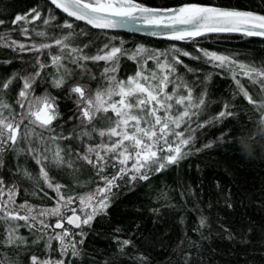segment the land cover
Returning a JSON list of instances; mask_svg holds the SVG:
<instances>
[{
	"label": "snow or ice",
	"instance_id": "snow-or-ice-1",
	"mask_svg": "<svg viewBox=\"0 0 264 264\" xmlns=\"http://www.w3.org/2000/svg\"><path fill=\"white\" fill-rule=\"evenodd\" d=\"M50 4L76 21H84L94 29L105 31L125 29L136 33L146 30L149 36L184 42H192L210 34L264 37V15L235 8L200 4L157 8L147 6L139 0H50ZM36 21L67 32L55 39L57 53L51 54L43 62L36 59L35 71L25 75L14 72L0 81V168L4 167L5 151L30 157L38 166V177L34 178L32 172L22 165H18V175L29 180L35 179L37 184L43 182L40 191L46 186L55 192L58 206L36 209L25 204L19 210L9 209L6 204L0 206V222L4 225L0 249L16 250L12 257L0 252V264H17L18 257L22 255H27L28 264H65L66 260L71 264V258L79 257L82 253L79 246L83 245L86 237L83 226H90L97 216L107 215V209L115 195L113 189L121 187L117 181L127 177L125 183L132 185L138 180L147 181L151 175L165 170L169 165H178L188 155L201 150L195 148L197 129L236 115L230 110L232 105L224 102L215 116L205 121L198 119L206 107L207 92L201 88L194 95L195 89L200 85L190 84L177 75L176 66L183 64L180 57L194 60L203 58L213 67L229 70L248 103L258 108L264 107V102L257 104L236 79L238 75L246 76L253 83H261L264 89V63H246L238 60L236 54H218L199 47L196 48L199 56H193L180 48L165 52L150 51L143 45L129 51L123 47V40L115 43L117 37H110L96 53L88 54L84 51L88 48L87 43L82 47L73 46L76 33L72 22H57V17L50 11H41L38 7H33L22 15L17 14L12 24L23 22L20 27L21 35L31 39L26 25ZM3 23L0 20V25ZM37 35L47 37L48 34L38 32ZM0 41H3L0 46L12 47L21 52H42L54 46L50 43L25 45L14 39L9 41L4 36H0ZM122 58L133 60L139 64V68L133 75L118 79ZM148 60L155 62V70L147 68L145 61ZM101 61L107 65L101 73L104 82L92 90L87 82L82 83L81 80L85 75L95 80L96 76L86 65ZM69 65H74L81 72L77 75ZM49 67L53 69L49 80L52 87L60 89L67 84L68 95L76 97L77 112L69 119H75L78 123L70 131H65L59 124L54 126L59 117L58 98L47 91L42 95L35 94L37 79ZM14 81L20 84L15 98V106L20 111L6 98ZM169 85L172 86L170 92L167 90ZM260 123H264V118ZM182 127L184 130L180 131ZM93 135L99 138L98 142H85L82 150L71 143H62L71 141L74 137L78 142L85 141V138L90 140ZM240 135V132L232 134V129L226 128L218 139L223 141L228 136L229 140H234L237 154L241 155L238 139ZM202 147L211 148L212 143ZM78 162H82L81 166H90L94 171L93 183L96 187L86 194L73 196L64 191L67 185L53 179L49 169L77 171ZM108 168L115 171L108 173ZM5 186V179L0 175V190ZM9 191L11 196L16 191L15 184ZM161 195L167 200L166 193ZM75 203H78V207L72 206ZM227 206L232 207L231 201H227ZM153 211L158 213L159 209ZM34 212L36 215H33ZM37 216L57 219L52 224L40 220L42 229H37ZM18 221L24 223H17ZM65 224L81 231L72 233L65 228ZM199 225L201 228L206 226L205 217L200 218ZM21 227L27 228L32 234L31 241L20 234ZM49 229L52 230L51 234L48 233ZM55 229L61 231L56 232ZM251 231L252 228L249 227L247 232ZM114 232L120 233L121 229L116 228ZM77 236L80 237L78 240ZM227 238L234 237L229 233ZM41 241L43 249L34 251L33 246L39 245ZM53 241L57 242L55 251L59 254L58 258H53L50 254L53 251ZM113 241L120 254L132 255L125 253L126 248L135 249L130 237L114 235ZM180 243L183 244V240ZM191 257L192 253L186 251L178 257L179 264H191ZM135 260L137 264H149L150 258L138 253ZM105 264L108 262L105 261Z\"/></svg>",
	"mask_w": 264,
	"mask_h": 264
},
{
	"label": "trees",
	"instance_id": "trees-1",
	"mask_svg": "<svg viewBox=\"0 0 264 264\" xmlns=\"http://www.w3.org/2000/svg\"><path fill=\"white\" fill-rule=\"evenodd\" d=\"M139 2L157 8L176 7L187 3H197L219 7L250 10L264 14V0H139ZM33 7L41 11H50L57 17V22L69 21L74 25L76 35L73 37V46H83L87 43L88 48L84 51L94 54L98 48L107 42L110 37H117L115 43L123 40V47L129 51L136 46L143 45L150 51L165 52L172 48H180L199 56L196 48H203L218 54H236L237 59L244 62H254L257 65L264 63V40L243 37L241 35H212L197 38L192 42H166L143 37L108 33L92 30L82 24L73 22L52 8L45 0H0V36L7 40H16L25 45L50 43L54 46L42 52L13 50L12 47L0 46V81L10 77L14 72L20 75L35 71V62L39 58L41 62L48 60L51 54L57 53L55 39L66 34L67 30L48 27L40 21L26 25L31 39L21 35L20 24H12L17 14H24ZM43 19V16H42ZM38 32H46L47 37H40ZM81 32L86 34H81ZM3 41H0V45ZM183 64L177 65V75L181 76L190 84H199L194 91L198 94L201 88L207 92L206 107L203 115L198 119L205 121L221 109L224 102H229L230 108L236 115L219 122L213 121L204 128L197 129L195 148L201 149L181 160L178 165H169L165 170L153 174L147 181H136L132 185L125 183L127 177L117 181L121 185L114 188L115 195L111 206L107 209V215L97 216L90 226H83L86 233L81 256L72 257L71 264H137L135 256L143 253L150 258L149 264H179L178 257L186 251L192 253L191 264H264V154L257 149L255 158L245 159L237 154L236 143L225 136L223 141L218 139L220 133L231 128L232 134L237 132L251 131L257 128L264 113V107L249 104L244 95L239 91L236 81L232 78L229 70L213 67L205 60H194L189 57H180ZM149 70H155L156 64L152 60L145 61ZM78 75L81 70L74 65H69ZM87 69L96 76L95 80L85 75L81 82H87L92 90L103 83L101 73L107 65L88 63ZM139 68V64L131 59L122 58L117 73L118 79H124L133 75ZM191 69L192 71H189ZM53 69H44L40 78L34 85L35 94L42 95L50 92L56 96L59 106V117L54 122L70 131L78 123L75 119L70 120L77 112L76 97L69 96L67 84L63 88L52 87L49 82ZM45 73L48 75L46 76ZM244 89L252 96L253 100L260 104L264 102V89L261 83H253L246 76L236 77ZM71 82V81H69ZM20 84L13 82L7 95L9 102L15 106L16 94ZM169 92L172 86L169 85ZM211 101V103H208ZM20 111L18 106H15ZM111 115V114H109ZM27 123V121H25ZM195 127V124H193ZM23 130V126H21ZM183 131V127L179 129ZM98 137L78 142L75 137L71 141H63V144H73L74 147L83 149L84 143L95 144ZM262 139V138H257ZM211 142V148H203L204 144ZM191 148L192 146L189 145ZM4 167L0 168V175L5 179V187L0 190V203L7 205L9 209L19 210L22 205H29L36 209H49L58 206L57 194L51 189L18 175V165L28 168L33 177H38V166L26 155H18L13 151L3 153ZM77 163V171L69 169H49L53 179L67 185L66 193L73 196L83 195L93 190L94 171L90 166H81ZM113 168L107 172L112 173ZM15 184L16 191L10 196V189ZM167 194V200L162 197ZM185 193V195H181ZM231 201L232 207L227 206ZM78 207V203L72 205ZM153 209H159L158 213ZM79 214V213H78ZM33 215H36L34 212ZM206 218V226L201 228L199 220ZM56 217L37 216L36 227L42 229L40 220L52 224ZM17 223L23 224V221ZM251 227L252 231L247 232ZM65 228L75 233L81 231L71 225L65 224ZM120 228V233L114 230ZM227 229V232L225 231ZM51 229L48 233L51 234ZM60 232L61 230H56ZM4 225L0 222V237L3 236ZM21 235L31 241L32 234L27 228L19 229ZM247 232V235L245 233ZM233 239H228V234ZM122 238L130 237L135 244L126 248L122 255L117 250L113 236ZM80 237H76L78 240ZM183 240V244L180 241ZM245 240L247 242H245ZM194 244L195 247H190ZM43 249V241L33 246V250ZM53 258H58L54 243ZM13 248H3V252L9 257L15 253ZM17 264H28L27 255L18 257ZM68 264V261H65Z\"/></svg>",
	"mask_w": 264,
	"mask_h": 264
},
{
	"label": "clouds",
	"instance_id": "clouds-1",
	"mask_svg": "<svg viewBox=\"0 0 264 264\" xmlns=\"http://www.w3.org/2000/svg\"><path fill=\"white\" fill-rule=\"evenodd\" d=\"M258 137L262 139H257ZM238 139L241 155L245 159L255 158L258 148L264 154V123L251 131L242 132Z\"/></svg>",
	"mask_w": 264,
	"mask_h": 264
},
{
	"label": "water",
	"instance_id": "water-1",
	"mask_svg": "<svg viewBox=\"0 0 264 264\" xmlns=\"http://www.w3.org/2000/svg\"><path fill=\"white\" fill-rule=\"evenodd\" d=\"M52 8H54L58 13H60L62 16H64L65 18L73 21V22H76V23H79V24H82L92 30H95V31H101V32H108V33H118V34H123V35H130V36H136V37H143V38H148V39H153V40H158V41H166V42H181V41H173V40H168V39H165V38H161V37H154V36H149L147 35V31L144 30V31H140V32H136V33H132V32H129L125 29H115V30H99V29H94L92 28L90 25H87L84 21H76L74 20V18H71V17H68L65 13L61 12L59 9H56L55 6L51 5L50 4V0H45ZM187 4H197V3H187ZM184 5V4H183ZM200 5H203V4H200ZM182 5H179V6H176V7H180ZM206 6H212V5H206ZM241 10V9H240ZM244 11H250V10H244ZM251 12H254V13H257V14H261V15H264L262 13H259V12H255V11H251ZM212 35H238V34H210V35H207V36H212ZM201 38V37H200ZM253 38H258V39H263L264 40V37H258V36H254Z\"/></svg>",
	"mask_w": 264,
	"mask_h": 264
},
{
	"label": "rangeland",
	"instance_id": "rangeland-1",
	"mask_svg": "<svg viewBox=\"0 0 264 264\" xmlns=\"http://www.w3.org/2000/svg\"><path fill=\"white\" fill-rule=\"evenodd\" d=\"M109 114H111V113H109ZM0 206H3L1 203H0ZM73 227V226H72ZM56 230H61V229H56ZM53 243H54V246L55 247H57V242L56 241H53ZM57 253V252H56ZM58 254V253H57ZM58 256H59V254H58Z\"/></svg>",
	"mask_w": 264,
	"mask_h": 264
}]
</instances>
